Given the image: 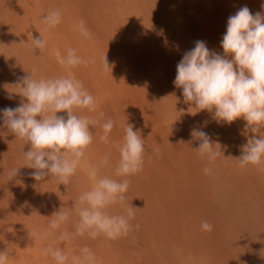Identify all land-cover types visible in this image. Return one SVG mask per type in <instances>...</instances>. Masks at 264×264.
<instances>
[{
    "label": "rangeland",
    "instance_id": "374dc122",
    "mask_svg": "<svg viewBox=\"0 0 264 264\" xmlns=\"http://www.w3.org/2000/svg\"><path fill=\"white\" fill-rule=\"evenodd\" d=\"M264 0H0V109L21 102V77L37 69V78L68 75L82 81L95 97L96 112L76 114L115 122L109 140L100 141V125L90 126L93 142L68 185L55 178L34 180L23 151L30 144L0 127V251L10 253L5 264H55L42 254L49 244L71 257L83 247L95 253L96 264H264V166L239 167L246 143L245 121L217 124L207 110L184 102L173 81L183 54L205 41L223 54L221 40L227 21L242 6L264 12ZM61 13V22L49 28L43 17ZM83 20L91 33L83 37L75 25ZM47 42L43 52L33 49L32 37ZM73 48L82 59L94 60L66 70L58 61ZM105 58L108 65H105ZM14 96V99H9ZM65 115V113H58ZM130 123L144 139L143 170L127 177L130 187L123 204L109 214L126 215L133 206L135 227L126 237L109 240L74 236L58 241L61 231L74 232L72 218L47 239L29 232L49 231L52 214L71 209L92 182L87 170L111 153L100 175L114 179L118 145ZM2 125V120H0ZM207 132L220 152L211 175L206 159L198 155L193 129ZM249 135H251L249 133ZM260 135H264L262 129ZM159 148L157 154L153 151ZM21 167L9 180L8 172ZM213 225L204 231L201 223Z\"/></svg>",
    "mask_w": 264,
    "mask_h": 264
},
{
    "label": "clouds",
    "instance_id": "9594fccd",
    "mask_svg": "<svg viewBox=\"0 0 264 264\" xmlns=\"http://www.w3.org/2000/svg\"><path fill=\"white\" fill-rule=\"evenodd\" d=\"M261 8L264 9V4ZM61 19V13L53 10L43 17V22L52 28ZM75 27L83 37H91L83 20ZM46 43L41 35L32 37L33 49L43 52ZM221 47L223 54L210 50L205 41H196L195 47L186 51L177 63L173 84L182 89L184 102L198 109L190 112L193 115L207 110L217 124L228 125L242 118L246 122V143L241 146L239 167L244 168L249 164L264 166V135H260L264 129V12L253 14L247 6H242L228 18ZM58 61L66 70L95 62L82 59L73 48L67 50L65 57L58 56ZM104 62L107 66L106 58ZM28 73L21 77L19 91L14 92L22 98L20 104L14 108L0 109V127H6L15 138L30 144L29 150L23 151L24 166L34 170L29 173L34 180L44 181L45 177L50 176L58 184L66 186L93 142L90 126L99 124L103 133L100 141L108 144L115 122L109 118L101 124L103 112L99 113L97 119L76 114L77 109L96 112L97 103L83 82L70 73L54 78H37L36 68ZM8 98L14 99V96ZM191 135L200 141L198 155L207 160L210 166L204 168V173L211 175V165L220 156L215 148L217 143L202 129L194 128ZM117 147L119 160L114 175L122 179L100 175L101 168L107 167L111 159V153H106L87 170L92 186L80 193L71 209L60 207L51 215L49 231L37 233L33 230L29 232L30 237L47 239L50 235H56L55 230L61 229L72 218V212L78 217L75 231L59 232L56 237L58 241L85 235L92 239L104 236L116 240L128 236L134 227L139 229V224L133 226L131 223L135 219L133 206L125 208L126 215L109 214L107 210L118 203L123 204L131 183L127 177L143 170L145 142L140 132L134 131L133 125L127 123L122 143ZM153 151L158 154L160 149L154 148ZM20 168L9 170V180L20 174ZM201 228L210 232L213 225L203 221ZM42 254L51 257L55 264H68L69 261L68 254L53 244L44 247ZM9 256L7 250L0 251V264H5ZM71 261L72 264H96L95 253L83 247L79 255L71 257Z\"/></svg>",
    "mask_w": 264,
    "mask_h": 264
}]
</instances>
